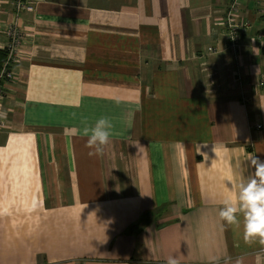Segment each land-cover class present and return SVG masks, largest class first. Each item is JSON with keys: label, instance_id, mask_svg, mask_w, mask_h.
Wrapping results in <instances>:
<instances>
[{"label": "crops", "instance_id": "1", "mask_svg": "<svg viewBox=\"0 0 264 264\" xmlns=\"http://www.w3.org/2000/svg\"><path fill=\"white\" fill-rule=\"evenodd\" d=\"M10 24L0 264H257L218 212L264 161V0H0V49ZM101 116L118 135L90 155L73 130Z\"/></svg>", "mask_w": 264, "mask_h": 264}, {"label": "clouds", "instance_id": "2", "mask_svg": "<svg viewBox=\"0 0 264 264\" xmlns=\"http://www.w3.org/2000/svg\"><path fill=\"white\" fill-rule=\"evenodd\" d=\"M6 116V112H0V118ZM81 123L82 130L73 131H82L87 137V146L94 149L90 155H103L111 138L118 135L113 119L109 116H101L94 124H89L86 120H82ZM248 160L251 161L255 171L239 184L235 200L230 197L223 200V207L220 208L218 216L222 222L238 228L240 226L238 216L242 214L245 243L252 244L258 240L264 245V161L255 156H250ZM262 255L264 249L257 253V264H260ZM166 264H180V261L176 257L169 256ZM237 264H240L239 260Z\"/></svg>", "mask_w": 264, "mask_h": 264}, {"label": "built area", "instance_id": "3", "mask_svg": "<svg viewBox=\"0 0 264 264\" xmlns=\"http://www.w3.org/2000/svg\"><path fill=\"white\" fill-rule=\"evenodd\" d=\"M35 1L36 0H12V5L16 13L21 11L33 12ZM236 16L237 5L234 2L228 9L225 19V26L227 29L226 38L231 49H236V47H238L241 37V31L236 21ZM257 38L260 39L261 36L258 35ZM23 40V31L15 24H10L6 30V44L3 47L6 52V59L0 71V96L2 95L3 83L11 81L14 77L12 66L17 62L19 49ZM256 127L257 129L259 128V126Z\"/></svg>", "mask_w": 264, "mask_h": 264}, {"label": "trees", "instance_id": "4", "mask_svg": "<svg viewBox=\"0 0 264 264\" xmlns=\"http://www.w3.org/2000/svg\"><path fill=\"white\" fill-rule=\"evenodd\" d=\"M5 59H6V52L2 48V49H0V71H1V69L3 67V63H4Z\"/></svg>", "mask_w": 264, "mask_h": 264}]
</instances>
